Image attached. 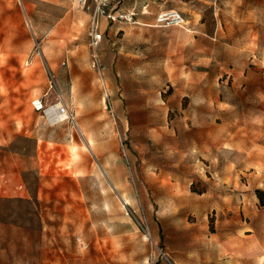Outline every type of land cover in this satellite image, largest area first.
<instances>
[{
  "label": "rangeland",
  "instance_id": "1",
  "mask_svg": "<svg viewBox=\"0 0 264 264\" xmlns=\"http://www.w3.org/2000/svg\"><path fill=\"white\" fill-rule=\"evenodd\" d=\"M7 1L0 264H264V0Z\"/></svg>",
  "mask_w": 264,
  "mask_h": 264
},
{
  "label": "built area",
  "instance_id": "2",
  "mask_svg": "<svg viewBox=\"0 0 264 264\" xmlns=\"http://www.w3.org/2000/svg\"><path fill=\"white\" fill-rule=\"evenodd\" d=\"M84 5V8L90 12V46L95 48L101 41L102 35L99 32V21L101 18H106L110 21H125L128 23H136L138 13L133 11L130 12H114L111 6V0H80ZM87 1H90L88 5ZM156 22L159 25H173V26H182L184 20L182 15L176 11H167L158 14ZM94 60L95 56H94ZM94 61V62H95ZM37 111L42 109V106L39 104L35 106ZM59 114L66 115L67 110L63 106L59 105L57 109ZM53 120V118H50Z\"/></svg>",
  "mask_w": 264,
  "mask_h": 264
},
{
  "label": "crops",
  "instance_id": "3",
  "mask_svg": "<svg viewBox=\"0 0 264 264\" xmlns=\"http://www.w3.org/2000/svg\"><path fill=\"white\" fill-rule=\"evenodd\" d=\"M4 1L6 3L4 4ZM39 2L48 3L56 7H69L67 2L64 0H37ZM114 1V0H112ZM4 4V5H3ZM25 15L28 16L26 7L29 6L27 2L22 3ZM118 5L120 9H131L137 8L140 9L143 6H146L151 13H156L161 8L160 5L156 4L152 0H118ZM115 7V6H114ZM23 21L22 14L16 10L15 6H9L7 0H0V30L12 31L15 29L16 24H21ZM100 24L102 26V19H100Z\"/></svg>",
  "mask_w": 264,
  "mask_h": 264
},
{
  "label": "trees",
  "instance_id": "4",
  "mask_svg": "<svg viewBox=\"0 0 264 264\" xmlns=\"http://www.w3.org/2000/svg\"><path fill=\"white\" fill-rule=\"evenodd\" d=\"M25 203V200L23 199H4V198H0V204H11V205H22ZM25 216V213H21L18 215V221H20L16 227L17 229L20 231V234L23 235L26 231L25 229V226L23 224V220H24V217Z\"/></svg>",
  "mask_w": 264,
  "mask_h": 264
},
{
  "label": "bare ground",
  "instance_id": "5",
  "mask_svg": "<svg viewBox=\"0 0 264 264\" xmlns=\"http://www.w3.org/2000/svg\"><path fill=\"white\" fill-rule=\"evenodd\" d=\"M58 108H59V104L54 105V106L50 107L49 109L45 110V114L47 115V117L53 118V120L54 119L60 120L62 117L66 116V115L59 114L57 111Z\"/></svg>",
  "mask_w": 264,
  "mask_h": 264
}]
</instances>
